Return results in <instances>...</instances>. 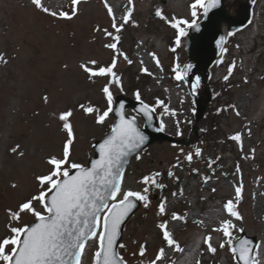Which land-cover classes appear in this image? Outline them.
<instances>
[{"label":"rangeland","instance_id":"1","mask_svg":"<svg viewBox=\"0 0 264 264\" xmlns=\"http://www.w3.org/2000/svg\"><path fill=\"white\" fill-rule=\"evenodd\" d=\"M242 1L245 0H228V10L234 13L237 3ZM247 1L252 5L250 23L227 38L220 62L210 67V87L218 94L206 105L194 133L195 130H191L194 98L201 85L199 83L194 92L192 83L189 90L184 79L173 80L174 67L183 73L191 62L187 63L183 37L177 45V31L155 15L160 8L169 18L191 21L189 6L194 0H168L166 4L159 0H133L132 19L136 23L125 26L119 45L133 63L129 65L120 59L117 74L122 79L123 90L113 86V96L123 93L134 97L139 90L141 99L146 102L153 97L155 103L159 99L163 102L156 105L159 124L163 123L164 131L182 142H154L128 163L124 173L125 190L142 191L145 187L142 177L154 172L161 173L157 178L159 183L168 176L172 185L169 191L161 189L160 193L152 189L149 207L145 208L142 202L126 222L120 242L126 247L120 249L127 264H148L161 247L165 248V258L158 264H197V261L236 264L227 247L219 248L220 241L225 239L223 234L212 229L218 226L220 218H225L222 205L235 198L234 186L241 182L243 198L238 211L243 220L234 222L247 235L257 238L260 247L254 251V262L264 264V0ZM68 3L69 0H45L46 6H62L65 10ZM108 3L118 18L126 6H131L128 0H108ZM200 13L198 10L196 18ZM97 25L112 30L102 0H81L79 14L71 21L39 12L31 0H0V53L8 61L7 64L0 61V237L10 234L6 210L36 194L39 186L35 176L46 174L47 157L62 155L66 134L53 113L58 115L67 108L74 110L72 123L76 139L71 162L82 164L92 155L93 140L102 137L113 121L110 116L107 123L97 125L94 117L86 116L78 107L82 103L87 106L89 102L101 110L108 106L101 92L107 81L90 82L79 69V63L89 58L101 63L111 60L112 53L103 47L110 41L103 32L93 31ZM149 53L156 54L159 66ZM233 65L229 75V66ZM142 66L147 67L151 75H139L138 69ZM226 75L229 79L220 81ZM44 95L49 97L47 104ZM237 110L239 115H236ZM126 113L132 114L130 110ZM237 132L242 134V150L238 142L229 139ZM17 144L24 153L22 157L10 151ZM197 147L202 150L199 157L195 156ZM189 152L193 153L191 162L185 159ZM210 161H214L213 168L207 173L205 166ZM237 164L240 173L236 172ZM169 171L174 175L169 176ZM13 183L16 188L11 187ZM181 189L182 196L179 195ZM173 192L178 194L173 196ZM164 197H167L169 213L164 219L170 220L172 212L188 214L187 223L170 221L169 224L183 251L168 248L156 227L161 219L157 216V206ZM36 207L40 209L39 203ZM33 219L26 214L21 223ZM196 220H203L204 224L194 223ZM13 226L18 225L13 223ZM210 233L213 246L217 248L215 254L209 253L203 243V238ZM239 233L235 232L234 236ZM141 244H146L147 248L144 257L139 255ZM95 251L96 242L88 241L83 264H93Z\"/></svg>","mask_w":264,"mask_h":264},{"label":"snow or ice","instance_id":"2","mask_svg":"<svg viewBox=\"0 0 264 264\" xmlns=\"http://www.w3.org/2000/svg\"><path fill=\"white\" fill-rule=\"evenodd\" d=\"M81 0H69L67 9L64 7L51 8L46 6L45 0H31V4L39 12L50 16L54 19L71 21L79 14V4ZM103 6L111 21V31L108 28L101 29L97 25L93 31L96 33L103 32L106 42L103 44L105 49L112 53L109 63H101L97 59L89 58L79 63V69L87 75L90 82L95 83L97 79H103L107 82L103 84L101 92L107 101V108L101 110L92 105L80 104L79 110L86 116L94 117L97 125H104L110 119L111 114L115 113L117 120L110 125V132L97 145L95 150L98 152V158L92 159L89 164L71 162L72 145L76 139L72 118L74 110L67 108L53 116L60 122L61 131L66 134L63 143L62 155L51 154L46 159L48 170L46 174L35 176V182L38 184L36 194L19 201L15 208L6 210L9 224L7 225L9 235L0 237V264H83V257L88 241L96 242V251L93 254V264H127L120 255L117 247L125 248V244H118V237L121 235L120 229L122 223L130 212L136 207V202L144 203V207H149L150 191L162 189L165 187L158 182L160 172H154L150 175L142 177L141 183L145 185L142 191L125 190L124 170L122 165L126 163L125 157L129 152L139 148L147 139L136 127V118L127 117L124 112V104L121 103L119 108H114V96L112 92L113 86L123 90L121 77L117 74L118 63L122 58L129 65L133 61L120 48L121 33L129 23L135 24L132 19L134 12L133 0H128L124 13L119 18L115 14L113 7L108 0H102ZM220 5V0H194L189 6L193 20L189 21L173 17L171 21L164 16L162 9L157 8L155 15L167 23L173 29H176V44H180V38L186 35L185 28L197 27L198 10L202 9L203 14L207 16L212 8ZM233 33L229 32L228 35ZM224 37L220 38L222 41ZM95 40V36L93 37ZM220 41H217L219 44ZM175 49H173L174 51ZM224 51V49H221ZM153 59H156L157 66L159 61L155 53H149ZM0 61L7 64L4 54L0 53ZM141 65L143 61L141 60ZM67 64L64 65L66 69ZM233 66H229V75L233 71ZM191 65H187L183 73L176 71L175 79L183 80L187 75ZM141 71L151 75L147 67H141ZM175 71V69H174ZM229 76L226 75L224 80L227 81ZM199 77L192 82V89L195 90L199 86ZM140 108L138 111L146 117L156 110L154 106H150L141 100L139 90L134 94ZM44 103L47 104L49 97L43 96ZM157 105H163V102L157 99ZM167 112L168 109L165 108ZM219 111V110H218ZM175 114L174 112L172 113ZM236 115H239L237 110ZM164 124L161 123L158 131L164 130ZM177 135H180L177 132ZM250 135V130H249ZM229 139L240 144L243 149L242 134L237 132L229 137ZM20 145L12 147L10 151L13 154L23 156L24 153L19 151ZM255 151L254 149L252 150ZM183 152V149H181ZM202 155V150L197 147L195 156ZM141 158L139 155L136 157ZM247 158V157H245ZM185 159L188 162L193 160V153L186 154ZM219 160V157L216 158ZM214 161L209 162L212 167ZM197 172L198 169H193ZM236 172L240 173V166L237 164ZM174 175L169 171V176ZM12 188L17 185L13 183ZM213 192L215 189L212 190ZM235 198L226 200L223 205V213L225 218L218 220V226L212 229V232H220L223 234L224 240L219 243V248H228L232 254L236 264H254V251L258 250L260 245H252L248 239H239L234 233L243 232V228H238L234 221H242L243 217L238 211V204L243 198V183L234 186ZM178 193L173 192L176 196ZM179 195H183V189ZM39 203L40 209L36 207ZM30 215L34 218L32 223H21L24 215ZM169 215L167 208V197L161 199L157 206V216L160 221L156 227L159 229L162 239L168 248L176 251H183L179 242L174 238V234L169 230L170 221H183L187 223V213L181 215L172 212L169 219H164ZM13 223L18 226H13ZM194 223L203 225V220H196ZM213 238L211 233L203 238V243L207 251L211 254L217 252V248L213 246ZM147 248L146 244L139 246V255L144 257ZM258 255V252H256ZM165 258V248L161 247L156 253L154 260L148 264H158ZM143 264V262H141ZM200 264V261H197Z\"/></svg>","mask_w":264,"mask_h":264},{"label":"water","instance_id":"3","mask_svg":"<svg viewBox=\"0 0 264 264\" xmlns=\"http://www.w3.org/2000/svg\"><path fill=\"white\" fill-rule=\"evenodd\" d=\"M160 1L162 3L167 2V0H160ZM224 1L225 0H220V5L216 8L210 9L207 16L203 14L202 18L199 21H197V27H188L184 39V49L188 56V59L194 62L191 75L196 73L199 74L201 77V82L205 86L203 89V94L205 95L204 98L198 99L196 102V112H195V119L193 125L194 129L196 128V124L198 120L202 116V113L206 107L207 102L211 99L210 90L207 85L208 68L215 62L216 57L220 53V50L224 42V39L220 41V38L224 37L221 30V23H225L227 25V30L231 32L243 27L250 17L249 7L246 4V2L240 4L239 8L237 9L236 15L232 16L227 13L225 9ZM217 41H220V43L218 44ZM121 103L124 104L123 112L125 108L129 107L135 112V114L141 116L143 120V126L141 127L136 120V127L144 136L147 137V139L144 141L142 145H140L139 148L135 149L132 152H129L128 156L124 158L126 163L122 165L123 170L128 162L129 157L135 154L136 152L140 151L147 145L160 140H169V141H178V142L181 141V140H174L172 137L168 136L163 131H158L157 129L159 128V126H158L157 118L154 115V112L151 114L150 118L144 116L142 113L138 111L141 105L140 102H138L137 100L131 99L122 94H118L114 98L113 107L118 109ZM112 115L115 118L114 119L115 122L117 120V116L115 115V113H113ZM127 117H133V116H127ZM109 132L107 134H109ZM105 136L102 137L101 139L94 140L93 142L94 154L92 157L88 159L87 164H89V162L92 159L98 158V152L95 150V145H97L103 138H105ZM138 205H139V201L136 202V207L132 210V212L129 213L125 221L137 209ZM125 221L121 225L120 233ZM120 237L121 235L118 237V241ZM239 239H248L252 242L253 246H255L256 244V239L254 236L249 237L246 236L244 233H241V235L237 238V241Z\"/></svg>","mask_w":264,"mask_h":264},{"label":"trees","instance_id":"4","mask_svg":"<svg viewBox=\"0 0 264 264\" xmlns=\"http://www.w3.org/2000/svg\"><path fill=\"white\" fill-rule=\"evenodd\" d=\"M146 76H148L147 74H143L142 75V77H146ZM226 91V90H225ZM214 94L215 95H217L218 93L217 92H215V90H214ZM150 103L152 104V105H154V106H156L157 105V103H155V101H154V97L153 98H150ZM208 166H209V164H207ZM206 165V169H207V171H208V166Z\"/></svg>","mask_w":264,"mask_h":264}]
</instances>
